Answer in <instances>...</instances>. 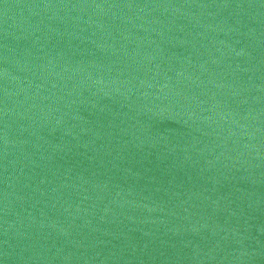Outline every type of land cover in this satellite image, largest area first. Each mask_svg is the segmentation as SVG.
<instances>
[{"label": "water", "instance_id": "obj_1", "mask_svg": "<svg viewBox=\"0 0 264 264\" xmlns=\"http://www.w3.org/2000/svg\"><path fill=\"white\" fill-rule=\"evenodd\" d=\"M0 264H264V0H0Z\"/></svg>", "mask_w": 264, "mask_h": 264}]
</instances>
